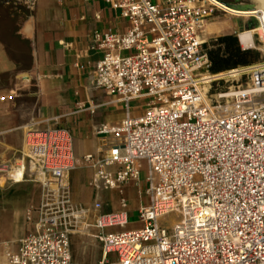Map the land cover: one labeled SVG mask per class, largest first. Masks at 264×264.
Instances as JSON below:
<instances>
[{"label": "built area", "instance_id": "obj_1", "mask_svg": "<svg viewBox=\"0 0 264 264\" xmlns=\"http://www.w3.org/2000/svg\"><path fill=\"white\" fill-rule=\"evenodd\" d=\"M104 1L126 22L92 32L101 55L90 83L121 102L124 116L101 123L95 151L82 156L93 198L74 196L71 130L49 118L22 124L18 155L0 159V183L29 173L40 194L25 207L16 246L0 240L4 256L77 264L71 236L80 233L98 238V264H264V57L209 70L201 32L224 9L220 0ZM254 28H245L249 46L236 32L243 48L260 49ZM237 75L249 78L208 93L216 79ZM143 185L148 202L130 207L128 188Z\"/></svg>", "mask_w": 264, "mask_h": 264}, {"label": "crops", "instance_id": "obj_2", "mask_svg": "<svg viewBox=\"0 0 264 264\" xmlns=\"http://www.w3.org/2000/svg\"><path fill=\"white\" fill-rule=\"evenodd\" d=\"M125 22L104 0H0V159L18 155L22 124L42 125L49 118L71 130L81 161L73 170L86 167L89 177L91 169L82 156L95 151L97 127L118 123L124 116L121 102H109L105 90L90 83L101 55L90 46L91 35L108 24L122 27ZM25 224L8 238L13 247ZM0 258L10 264L1 246Z\"/></svg>", "mask_w": 264, "mask_h": 264}, {"label": "rangeland", "instance_id": "obj_3", "mask_svg": "<svg viewBox=\"0 0 264 264\" xmlns=\"http://www.w3.org/2000/svg\"><path fill=\"white\" fill-rule=\"evenodd\" d=\"M238 4L252 2L254 0H226ZM244 8L242 6H234ZM256 19V25L248 26L247 22L251 18ZM260 19L256 14H235L227 11L226 9H219L213 16H211L205 27L201 32L203 38H209L218 34L228 32H238L245 28H253L259 25ZM256 44L260 47L258 49L262 57H264V39H259L256 34ZM255 48V47H254ZM125 52V50L123 51ZM224 78L223 87L218 88V79ZM247 75L243 76H224L216 79V83L212 82L211 87H208V93L211 94L216 90L232 89L235 86L241 85V82L248 80ZM244 83V82H243ZM108 96L110 94H107ZM135 105L133 110L139 112L143 109L141 100H134ZM137 103V104H136ZM121 105V104H120ZM123 107V104L121 105ZM19 129L15 131L18 133ZM12 131L6 135L11 137ZM81 162V161H80ZM88 169L86 167L73 170L71 177L73 180L74 192L76 198L82 200L84 203L92 200V193L90 187L87 185ZM40 186L39 183L33 180L29 173H25L22 179H9L6 178L3 183H0V239L13 238L22 229L26 227L24 210L30 201L36 202L39 199ZM127 196L129 197V206L137 204L142 199L144 203L148 202L149 196L147 195L144 185L141 188L131 186L128 188ZM112 195L107 193L103 197L104 200L111 199ZM172 216V214H169ZM137 218L135 213L130 215V219ZM71 248L74 259L77 264H98V259L101 256V245L98 238L86 234H74L71 236ZM0 264H3V259L0 258Z\"/></svg>", "mask_w": 264, "mask_h": 264}, {"label": "trees", "instance_id": "obj_4", "mask_svg": "<svg viewBox=\"0 0 264 264\" xmlns=\"http://www.w3.org/2000/svg\"><path fill=\"white\" fill-rule=\"evenodd\" d=\"M248 26L256 25V19L251 18ZM204 45L210 60L209 70L219 73L227 69L252 64L261 60V52L253 47L243 48L236 32L218 34L204 39ZM224 78L218 79V88L223 87ZM217 80L214 82L216 83Z\"/></svg>", "mask_w": 264, "mask_h": 264}, {"label": "bare ground", "instance_id": "obj_5", "mask_svg": "<svg viewBox=\"0 0 264 264\" xmlns=\"http://www.w3.org/2000/svg\"><path fill=\"white\" fill-rule=\"evenodd\" d=\"M218 2L224 9L235 14H256L260 19V23L254 29H258L261 35L264 36V0H254V6L252 8H238L221 1ZM252 31L253 29H243L239 31V36L244 46L252 45L255 42ZM226 94H231V92H227Z\"/></svg>", "mask_w": 264, "mask_h": 264}, {"label": "water", "instance_id": "obj_6", "mask_svg": "<svg viewBox=\"0 0 264 264\" xmlns=\"http://www.w3.org/2000/svg\"><path fill=\"white\" fill-rule=\"evenodd\" d=\"M220 1H222L223 3L229 4V5H232V6L238 5V6H242L244 8H252L254 6V1L243 3V4H238V3H234V2H230V1H226V0H220Z\"/></svg>", "mask_w": 264, "mask_h": 264}]
</instances>
